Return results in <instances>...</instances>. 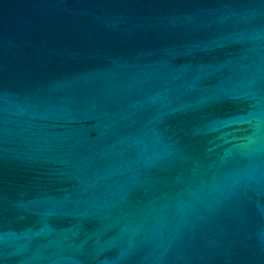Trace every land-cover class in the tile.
I'll return each mask as SVG.
<instances>
[{"label": "water", "instance_id": "water-1", "mask_svg": "<svg viewBox=\"0 0 264 264\" xmlns=\"http://www.w3.org/2000/svg\"><path fill=\"white\" fill-rule=\"evenodd\" d=\"M0 264H264V0H0Z\"/></svg>", "mask_w": 264, "mask_h": 264}]
</instances>
